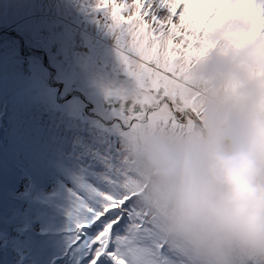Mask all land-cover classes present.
<instances>
[{
	"label": "rangeland",
	"instance_id": "rangeland-1",
	"mask_svg": "<svg viewBox=\"0 0 264 264\" xmlns=\"http://www.w3.org/2000/svg\"><path fill=\"white\" fill-rule=\"evenodd\" d=\"M95 4L96 0H0L6 18L16 12L22 17L18 25L26 21L23 26L44 25L49 30L61 26L54 42L63 54L42 45L43 29L41 36L35 31L31 36L24 31L14 34L16 26L0 29V79L2 87L11 90L5 103L11 97L36 99L41 107L52 109L42 119L35 118L40 113L20 118L21 107L15 113L8 107L0 110V264H59L66 257L65 264L84 261L70 231L79 205L95 206L93 189L115 191L114 181L124 170L119 161L128 129L120 126L114 94L130 86L129 78L115 36ZM72 39L78 45L74 72L64 61ZM101 66L107 76H101ZM100 92L114 98L101 100ZM106 100H114L112 109Z\"/></svg>",
	"mask_w": 264,
	"mask_h": 264
},
{
	"label": "clouds",
	"instance_id": "clouds-1",
	"mask_svg": "<svg viewBox=\"0 0 264 264\" xmlns=\"http://www.w3.org/2000/svg\"><path fill=\"white\" fill-rule=\"evenodd\" d=\"M203 38L189 69L199 118L176 133L129 129L123 169L182 264H264V18L230 14Z\"/></svg>",
	"mask_w": 264,
	"mask_h": 264
},
{
	"label": "snow or ice",
	"instance_id": "snow-or-ice-1",
	"mask_svg": "<svg viewBox=\"0 0 264 264\" xmlns=\"http://www.w3.org/2000/svg\"><path fill=\"white\" fill-rule=\"evenodd\" d=\"M257 5L234 0H96L129 78L130 86L114 94L122 126L129 130L146 124L176 133L199 118L200 93L189 69L204 52L203 37L230 14L264 18V0ZM131 185V175L122 170L115 191L92 190L97 202L80 203L70 229L73 245L87 264H182L155 237L135 204Z\"/></svg>",
	"mask_w": 264,
	"mask_h": 264
},
{
	"label": "trees",
	"instance_id": "trees-1",
	"mask_svg": "<svg viewBox=\"0 0 264 264\" xmlns=\"http://www.w3.org/2000/svg\"><path fill=\"white\" fill-rule=\"evenodd\" d=\"M10 6H11V4H10ZM5 11V10H4ZM25 13L26 12H23L22 13V15L21 16H25ZM18 19L19 20H22V17L21 18H19V16H18V12H16V14H14V15H12V18H6L5 16H4V12H2V10L0 11V22H2V23H4V24H0V29H3V28H6V27H10V26H13V27H17L16 29L18 30H15V32H14V34H16V33H18L19 31H24V32H27L28 33V36H31V31H35V32H37V34L39 35V36H41L39 33H41V29H43L44 30V34L42 35V37L43 36H46L45 38H46V41H45V43H43L42 45L43 46H46V45H52V46H54L57 50H56V53L59 55H61V56H63V54L61 53V51H60V49H58V46H55V38H54V35H58L59 36V33H58V31H59V27H61V26H57V27H55V28H53V29H46V28H43L44 27V25L43 26H39L38 28L37 27H34V26H32L31 24H29V23H27L26 25H24L23 26V24L26 22V21H24V23L22 24V25H18V24H16V22L18 21ZM24 19H27V17L25 16V18ZM23 27V28H22ZM20 29V30H19ZM39 32V33H38ZM51 43V44H50ZM78 44H80V43H78ZM82 44H80V46H81ZM75 47H76V49H75ZM81 47H86V46H81ZM67 48V51H69L70 52V55H69V58L68 57H64V61H66V63H69V67L71 68V67H73V69H72V72H74L75 71V69H76V66H74L75 64H74V61H75V59H74V55H75V52H78L77 50V48H78V45L76 46V44H74L73 43V39H72V41H70V43H69V45L66 47ZM88 48V47H87ZM89 49V48H88ZM89 52V51H88ZM87 52V53H88ZM0 67H2V64L0 65ZM101 68H102V70H104V71H102V72H104V73H100V74H102L101 76H107L106 74H108V72H106L107 70H106V67L105 66H101ZM72 72H71V74H72ZM76 73V72H75ZM74 73V74H75ZM118 76H116V78H117ZM111 78V77H110ZM125 78V77H124ZM6 79V78H5ZM6 80H8V79H6ZM119 80H121V79H119ZM125 79H122V81H124ZM11 81V80H10ZM12 81H14V80H12ZM112 81H113V79H112ZM15 83H18V82H16V81H14ZM107 82L109 83V81L107 80ZM117 82H119V81H117ZM4 82H3V80H1L0 79V110L1 111H4V108L5 107H8V108H10L11 110H13L12 112H14L15 113V109H16V107H21L22 108V111L20 112V113H18L19 114V117L20 118H22V119H26V118H32L33 116H35V115H38L39 113H40V117L38 116H36L35 118H37V119H42V118H44L43 117V115L47 112H50L52 109L50 108V109H47V108H44V107H41V105L39 104L40 102L39 101H37L36 99H33V100H9L7 103H5V98H6V96L7 95H9L10 94V91L11 90H9V89H6V88H4V87H2V84H3ZM63 87H64V84L62 85V87H61V92H62V89H63ZM82 88L85 90V92H87L86 91V88H85V85L83 84L82 85ZM100 90H101V88H99ZM105 90H107V91H110V88H106L105 87ZM102 91V90H101ZM73 92H75L74 90H73ZM111 92V91H110ZM71 93V92H70ZM101 93V97H99V99H105V98H110V99H113L114 97H111L112 96V94L111 95H104L105 94V92H100ZM88 94V93H87ZM61 97V96H60ZM96 100H97V98H96ZM112 101H114V100H112ZM112 101H108V100H106V102L107 103H109V106L112 104ZM88 104L89 105H93V107H91L92 109H94V104L93 103H91L89 100H88ZM57 103V102H56ZM88 105V106H89ZM110 108L112 109V107L110 106ZM117 111H119V109H116ZM45 111V112H44ZM4 114V113H3ZM39 121V120H38ZM65 125V124H64ZM121 127H123L122 126V124L120 125ZM123 152V151H122ZM119 164H121L122 165V168H123V159H121V161H119ZM77 262L79 261V260H76ZM75 261V262H76Z\"/></svg>",
	"mask_w": 264,
	"mask_h": 264
},
{
	"label": "water",
	"instance_id": "water-1",
	"mask_svg": "<svg viewBox=\"0 0 264 264\" xmlns=\"http://www.w3.org/2000/svg\"><path fill=\"white\" fill-rule=\"evenodd\" d=\"M21 51H22V54H23V55H26V56L29 55V54L26 53V50H25L24 45L22 46V50H21ZM47 62H48V61H46V63H47ZM51 71H52V79H53V76L55 75V71H54L53 69H51ZM60 87H61V86H60Z\"/></svg>",
	"mask_w": 264,
	"mask_h": 264
},
{
	"label": "bare ground",
	"instance_id": "bare-ground-1",
	"mask_svg": "<svg viewBox=\"0 0 264 264\" xmlns=\"http://www.w3.org/2000/svg\"><path fill=\"white\" fill-rule=\"evenodd\" d=\"M55 259H56V257H54ZM54 262H56V261H53V262H51L50 264H54ZM62 262H65L64 260H62ZM67 262H69V261H67ZM83 262H86V259H85V261H83Z\"/></svg>",
	"mask_w": 264,
	"mask_h": 264
},
{
	"label": "built area",
	"instance_id": "built-area-1",
	"mask_svg": "<svg viewBox=\"0 0 264 264\" xmlns=\"http://www.w3.org/2000/svg\"><path fill=\"white\" fill-rule=\"evenodd\" d=\"M12 98V97H11ZM13 99H19L18 97H16V98H13Z\"/></svg>",
	"mask_w": 264,
	"mask_h": 264
},
{
	"label": "flooded vegetation",
	"instance_id": "flooded-vegetation-1",
	"mask_svg": "<svg viewBox=\"0 0 264 264\" xmlns=\"http://www.w3.org/2000/svg\"><path fill=\"white\" fill-rule=\"evenodd\" d=\"M85 261V260H84Z\"/></svg>",
	"mask_w": 264,
	"mask_h": 264
}]
</instances>
